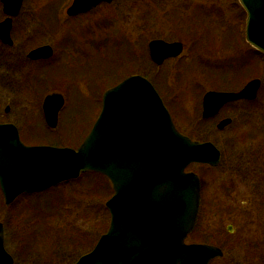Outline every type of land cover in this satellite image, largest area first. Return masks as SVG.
Listing matches in <instances>:
<instances>
[{"label":"rangeland","instance_id":"1","mask_svg":"<svg viewBox=\"0 0 264 264\" xmlns=\"http://www.w3.org/2000/svg\"><path fill=\"white\" fill-rule=\"evenodd\" d=\"M58 1H63L59 8L58 15L61 19L59 22L71 27L66 34L67 36L63 37L65 46L61 41L64 28L52 33L46 26L42 25L46 22L43 20L44 16L39 19L36 14H39L41 9H43V13L41 12L43 15L48 14V8H51L56 0H25L23 12L12 26V36L15 39L16 47L20 50V54L23 52L24 55V52L28 53L42 45H52L56 50L55 56L58 59L64 52L65 56L54 65L57 68H52L53 73L50 79L47 78L46 86L36 87L37 91L42 93L36 92L33 96L30 94V88L27 86L26 81L32 74L37 72V66L32 63L26 66L19 65L18 92L17 94L14 93L15 98L12 99V102L8 101L6 95H3V99L1 97L0 122H12L18 126L21 132H24L33 121L37 129L45 132V138H49L59 128L61 131L64 126L66 131L68 128L71 130V134L67 133V136L69 138L73 136L72 140L75 143L78 142L83 138L82 136L85 134L83 132L88 131L95 118L94 115L98 112V105L100 107L101 104V94L110 89H107V87H110L115 79L126 77L124 76L127 73H125L126 70L118 72L117 66H124L123 69H125L127 66H125L124 60L127 61L129 56L134 63L126 68L130 74H139L151 81L155 77H159L158 80L160 78L165 79L162 82L167 86L168 93L165 94L164 92L165 96L163 97L170 112L179 109L183 112L184 118L190 119L191 122L193 120L192 123L185 125L181 121L178 124L175 119L174 122L177 128L183 134L185 131H189L192 126H196L197 123L194 122V119L201 117L202 99L210 89L227 88L228 84L230 86L237 85L241 89L249 81L257 78L261 81L258 99H255V104L238 103L229 110L227 109L225 114L233 119V124L228 129L220 132L215 127L216 123H213V121L211 123L207 122V127H209V132L206 131L209 134L208 139L210 138L209 140L222 152V161L219 167L212 169L193 164L189 169L202 175L207 183V188L203 190V203L204 206L206 203L210 205L204 208H212V200L214 201V208L218 207L225 210L228 205L236 209L242 208L239 201V191L236 187L238 185L235 186L236 191L229 198H225L226 196L224 197L218 192L216 196L214 186H218L220 182L225 183L223 177L227 176L235 178L236 184L238 182L237 177L241 176L240 171L237 169L239 163L240 166H249V169L250 166H256V164H253L256 157L255 150L258 147H264V138L260 140L262 139L261 135H253L254 132L264 134V59L260 58L245 40L246 12L237 4H227L225 6L226 12L223 15H217L219 13L217 9L205 7L207 13L203 10L196 11L193 21H190L191 26H189V18L180 21L181 31L177 19L178 14H174L172 20L175 31L173 33L175 39L183 43L184 52L175 60L166 62L162 68L157 69L158 74H154L152 71H156V69L149 65L148 68L143 67V61L146 62V59H143V51H145L143 45L150 39L145 34L143 0H115L112 4H103L94 12L83 15L77 20H69L66 16V9L72 0ZM206 1L197 0L196 2L205 3ZM155 13L153 18H155ZM158 13L161 15L160 10H158ZM1 18H3V15L0 8V20ZM153 18H149L150 24L154 22ZM101 24L103 26L110 25L104 28L101 27ZM167 27L163 26L161 31H167ZM150 28L152 27H148L147 30L149 33L152 30ZM182 29L183 31L191 29L198 34L195 39L188 38L191 35H188V32L183 33ZM158 31L159 29L154 30L152 34ZM199 33L203 36L201 37ZM167 40H170V38H167ZM21 59L24 60L25 58ZM107 69L109 74L112 75L111 78L105 76ZM143 69H145L144 74L147 75H143ZM80 77L83 78V81L79 83L77 79ZM65 78H68L67 82L64 81ZM38 80H42V78L40 77ZM237 90L239 91V89ZM51 93L61 94L67 102V107L60 116L57 128L53 132L50 130H47V132L43 129L46 124L44 118H42V103L43 99L46 98L45 96ZM16 95H19L18 98ZM81 97L86 99L91 97L95 107L92 110L87 109L85 113L78 114L75 110L77 108L76 100ZM9 98L11 97L9 96ZM9 103H11V112L9 115H4V108ZM24 135L26 136V134ZM58 135L56 134L55 137H58ZM34 141L32 140L33 143ZM262 154L261 159L264 160V148ZM227 160L232 161L231 166ZM260 168L264 169L262 165ZM250 173L252 171H249L248 175ZM100 181L97 182L99 187L105 185L104 180ZM95 188V178L92 175L84 174L75 181L61 184L47 191L49 196L53 192L58 193L57 195L61 197V200L57 201L61 207L60 215H56L48 226L59 225L63 227L66 223V240H70V236H73V238L75 236L76 240L81 241L83 240V234L92 233L93 236L88 242L94 243L98 232H103L110 221L109 212L105 208L106 201L110 199H107L110 192L104 188L106 191L101 194ZM28 198L22 196L14 201V204L7 207L0 190V221L5 227L6 248L15 259V264H34L35 262L23 253L24 246L21 239V236L30 229V224L27 226L23 222L21 212L31 201ZM50 203L56 205L55 202L51 201ZM3 207H5V211H3ZM2 214L6 216L5 221L2 220ZM205 214L206 223L217 226L230 223L237 224L235 212L227 214L225 212L222 214L205 212ZM243 218L247 221L245 216ZM59 220L60 222H58ZM62 220H65V222H61ZM66 251H70L76 256L78 255L77 252L81 253L82 251V255L90 252L84 251L83 248L74 250L71 245L68 246ZM82 255H79L78 258Z\"/></svg>","mask_w":264,"mask_h":264},{"label":"water","instance_id":"2","mask_svg":"<svg viewBox=\"0 0 264 264\" xmlns=\"http://www.w3.org/2000/svg\"><path fill=\"white\" fill-rule=\"evenodd\" d=\"M115 0H73L69 17L91 12ZM5 13L17 16L23 0H1ZM247 14L245 36L264 54V0H239ZM12 20L0 24V39L11 44ZM181 42H150L151 59L162 65L183 53ZM49 46L29 54L33 60L50 58ZM261 88L251 80L240 92L206 93L204 119L215 116L227 103L255 100ZM102 107L91 131L78 149L25 146L13 124H0V187L7 206L23 194L38 193L94 172L107 177L113 197L105 204L110 213L108 231L95 248L75 264H208L218 252L186 244L200 207L199 177L187 168L193 163L219 165L221 153L210 143L191 140L176 128L171 113L149 80L132 75L102 94ZM65 105L60 94L43 102L46 124L58 126ZM230 119L221 121L225 128ZM0 264H15L5 248L0 223Z\"/></svg>","mask_w":264,"mask_h":264},{"label":"flooded vegetation","instance_id":"3","mask_svg":"<svg viewBox=\"0 0 264 264\" xmlns=\"http://www.w3.org/2000/svg\"><path fill=\"white\" fill-rule=\"evenodd\" d=\"M24 1L25 0H23V4L21 5V10L19 14L17 16H9L5 13L3 2H1L0 0V8H1V13L3 15V18H1L0 20V24H2L4 21L8 19L12 20L11 31H10V38L12 43L6 44L3 42V40L0 39V99L1 97L3 99V95H6V98L8 99L9 102H12V99L15 98L14 93L16 92L17 94L18 92L17 88L19 87L18 86L19 83L17 81L18 80L17 78L19 75L18 71L20 64L26 66L32 63L37 66V72L35 74H32V76L28 78L26 81L27 86L30 88V94L33 96L34 93L36 92L39 93L36 88L37 86H43V85L46 86L47 78L50 79V76L53 73L52 68H57L54 65L58 63L63 56H65V52H64L62 55H60V58L58 59V57L55 56L56 50L52 45H44V46L42 45L36 47L35 49H32L28 53L24 52V55L22 54L23 52L20 54V50L18 47H16L15 39L12 36V30H13L12 26L14 25L15 20L23 12ZM196 1L197 0H143V21H144V27L146 28L145 34L149 36L148 39L150 38L148 42L143 45L145 49V51L143 52L146 61L147 60L150 61V64L149 62L148 64L153 69L162 68L166 64V62L176 59V58H169L168 60H165L162 65L159 66L151 59L150 51H149L150 42L155 40L156 41L163 40L166 41L167 43L179 42L175 39V35L173 33V31H175L174 28L175 25L173 24V20H172L174 14H178L177 19L179 21V30L181 31L180 21L189 18V23H190L189 26H191L192 23L190 21H193V17L196 11L203 10L206 11L207 13V9H204L205 7H212L213 9H217L219 10V13H217V15H223L226 12L225 6L227 4L228 5L237 4V6H240L239 0H207L205 3H199ZM62 3L63 1L56 0V2L51 5V8L50 7L48 8L47 10L49 14L48 16L42 14L43 9L40 10L39 14L38 13L36 14L39 19L40 17L44 16L43 20L44 22L45 21L46 22L45 23L43 22L44 24L42 25L46 26L47 29L52 33H56L60 28L61 29L64 28V32L63 34H61V38H62L61 41L63 43L62 42L61 43L63 44V46H65L63 37H65V35L70 31L71 27H68V25H63L62 22H59L61 21V19L58 14H59V8L61 7ZM240 7L243 10L242 6ZM67 10L68 7L66 9V16L67 19L69 20H77L78 18H81L83 15L85 16L95 11L93 10L91 12L83 13L78 16L69 17L67 15ZM158 10H160L161 15H159ZM154 13H155V18H153ZM149 18H153L154 22L150 24ZM163 26H168L167 31L165 32L161 31V29L163 30ZM148 27H152L150 28L152 29L150 33L147 31ZM158 29H159L158 32L152 34L154 30L157 31ZM184 32H188L189 33L188 35H191V37L188 38H193V39H195L198 34L197 32H193V30L191 29L184 30L183 33ZM199 35L201 37L203 36L200 33ZM167 38H170V40H167ZM45 46H49L52 49L53 55L50 58L47 59L41 58L37 60H33L29 58V54L32 51ZM192 46L194 47V45ZM146 55L148 57H146ZM21 58H25V59L22 60ZM43 69H47V70H43ZM3 71H5V73H3ZM40 72H47V73L44 77H42L43 75L39 76ZM40 77L42 78V80H38ZM67 79L65 78L64 81L67 82ZM82 81L83 78L81 77L77 79V82L79 83ZM242 87L241 89H239V91L242 90ZM239 91L237 90L236 92ZM51 94H58V93H51ZM48 95H46L45 97H47ZM9 96L11 98H9ZM18 96L19 95H16L17 98ZM88 99L92 101L91 97ZM257 99L258 98H256V100ZM256 100L255 101L253 100L254 102L252 100H245L239 102L231 101V103H227L226 105H224L222 109L212 118H208V119L202 118V119L205 120L206 122L211 123L213 121V123H216L215 124L216 129H218V124L221 121L225 119H230L231 123L228 126L223 128V130L218 129L220 132H223L225 131V129H228L233 124V119L225 114L227 109L229 110L230 108H232V106L238 103L255 104ZM0 112H1V107H0ZM10 112H11V103L7 104L6 108H4V115H9ZM0 124H13V123L6 121V122H0ZM16 127L19 132V138H20L19 140H21V142L25 146H35L31 140V138H33L34 136V130H35L33 121L30 123V126H28L24 132H21L18 126ZM208 129L209 127H206L204 131L209 132ZM24 134H26V136ZM254 134L261 135L262 139L260 140H263L264 134H261L259 132H254L253 135ZM209 139L207 138L206 140L203 141L199 139H193V140L199 142H212ZM263 148L264 147H258L255 150L256 157L253 164H256V166H250L249 169V166H240L239 163V167L237 166V169L240 171L241 176L239 175V177H237L238 182L236 184L234 181L235 178L227 176V177H223L225 183L220 182L218 186L217 185L214 186V188H216L215 191L216 196L218 192L222 194L224 197L226 196L225 198H229L231 194L234 193V191H236L235 186L238 185L236 187L238 188L239 191L238 193L240 199L239 201L240 204L242 205V208L236 209L229 205L225 210L218 207L214 208L215 206L213 205L214 203L213 200L211 201L212 208L211 207L207 209L204 208V207H209L210 205L209 203L208 204L206 203L204 206L203 203V190L207 188V183L205 182V178H203L202 175L198 174L201 184V192H200L201 202H200V208H199L196 225L193 231L190 233L187 243L190 246L210 247L215 249L218 252V254L210 258L208 264H264V174H261L264 173L263 171L264 169L262 170L260 168L261 165L264 167V160L261 159L263 157L262 154ZM221 157H222V152H221ZM227 161H229V165L231 166L232 161L231 160H227ZM195 165H201L212 169L214 168L209 165H203V164H195ZM249 171H252V173L248 175ZM205 212H209L211 214H216V213L222 214L223 212L227 214L230 212H235L237 224L234 225L230 223V224H223L222 226H217L214 224L206 223L204 217V215H206ZM243 216H245L247 221L244 220Z\"/></svg>","mask_w":264,"mask_h":264},{"label":"trees","instance_id":"4","mask_svg":"<svg viewBox=\"0 0 264 264\" xmlns=\"http://www.w3.org/2000/svg\"><path fill=\"white\" fill-rule=\"evenodd\" d=\"M46 15L48 16L49 14H46ZM109 25L110 24H107L106 26L102 25L101 27L105 28ZM130 55H131V53H130ZM146 57H148V56L146 55ZM143 59H145L144 55H143ZM124 62H125V66H127V67H125V69H123L124 66H121V65L117 66V71L120 72L121 70H126L125 73L126 72L127 73L124 76L127 77V76L132 75V74H130L129 70L126 68L133 65L134 63L131 60L130 56L128 57L127 61L124 60ZM148 62L150 64V61H148V60L145 63L143 61V67L144 68H148V65H149ZM144 72H145V69H143V75H147V74H144ZM152 72H154V74H158L157 69H156V71H152ZM46 73L47 72H40L39 76L46 75ZM105 76H106V78L112 76L111 73L109 74L108 69H107V71H105ZM126 77L118 78V80L115 79V82L110 87H107V89L116 86L118 83L122 82ZM158 78L159 77H157V78L155 77L154 80L152 78L151 82H153V84L155 85V87L157 88V90L159 91V93L163 97V96H165L164 92H165V94H166V92L168 93V88L162 82L165 79L160 78L158 80ZM44 84H45V82H44ZM226 87L227 88H221V89L219 88V89H215V90H218V91H237V89H240V87H238L237 85L230 86L228 84ZM101 99H102V96H101ZM163 99L165 101L164 97H163ZM76 106H77V108L75 110L79 114L81 112L85 113L87 109L92 110L95 107V104L90 99H88V98L86 99V98L81 97V98H78V100H76ZM100 109H101V105H100V107L98 105V112L96 115H94L95 118H94L93 122L91 123L90 128L88 129L87 132L86 131L83 132V134L84 133L85 134L84 135L82 134L83 136L81 135L83 138H81V140H79L78 142L75 143L74 140H72L73 136L70 138L67 136V133L71 134V130L68 128V130L66 131L64 126L62 127L61 131H60V128L58 129V131H55V132L52 131L53 134H51L49 136V138H45V135H44L45 132H41V129H37V127H34L35 136H33L32 140H35V141L33 144L34 145H48V146L52 145V146H56V147L77 148L78 146H80L81 142L85 138L84 136H86L87 133L89 132V130L91 129V127H92L95 119L97 118V116H99ZM175 112H172V115H173L174 120L176 119V121H178V124L180 123V121L182 123H184L185 125L193 122V120L191 122L190 119L187 120V118H184L183 112L179 111V109H177ZM194 122L197 123V124H195L196 126H194V127L192 126V128L189 131H185L184 133L187 134L188 136L194 138V139H199L202 141L206 140L209 137L207 132L204 131V129L208 125L207 122L204 121L201 117L194 119ZM43 129H45V131L48 130L44 127H43ZM43 129H42V131H44ZM56 134H59L58 137H55ZM89 175H92L95 178L97 191H99L101 194H104V192L106 191V190H104V188H106L110 192L107 195V199H109L111 196H113V190H112L111 184L105 177H103L99 174H95V173H91ZM100 180H104L105 185H100V187H99L97 185V182H101ZM98 187L101 189H99ZM95 189H94V191H95ZM47 193H49V192L46 191L43 193L27 195V197H29L28 199H30L31 201H29L28 205H26L24 207V210L21 212L23 214V219H24L23 222L27 226L30 224V229H29V231L25 232L21 236V239L23 240L22 244L24 246L23 253H25L29 257H31V259L33 261L35 260L34 264H75V262L79 259L78 258L79 255H82L83 252L82 251H81V253L77 252L78 255L76 256L72 252L66 251L68 246L71 245L74 250L77 248H80V249L83 248L84 251H91L94 248L95 244L97 243L98 238L107 231L109 224L107 223L103 232L102 231L98 232V235L95 238L96 240L94 243L88 242V240L93 236L92 233L83 234V240H81V241L76 240L75 236H74V238H73V236H70V240H66L65 239V237L67 235V229L65 228L66 223L64 224L63 227L59 226V225L53 226V227L48 226L49 223H52V220H53V218H55L56 215H60L59 211H60L61 207H60V203H58L57 201L61 200L60 199L61 197L59 195H57L58 193L52 192V193H50V194H52L50 196ZM51 201L55 202L57 206L54 204H51L50 203ZM3 211H5V207H3ZM63 221L65 222V220H62L61 222H63ZM58 222H60V220ZM64 229H66V230L64 231ZM63 231H64V233H63ZM93 234H97V233H93ZM73 255H74V257H73ZM28 256H26V257H28Z\"/></svg>","mask_w":264,"mask_h":264}]
</instances>
